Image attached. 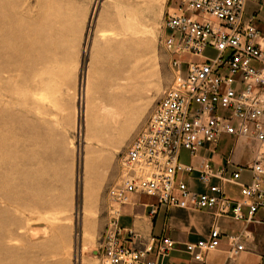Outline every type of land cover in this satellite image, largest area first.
Instances as JSON below:
<instances>
[{
  "label": "rangeland",
  "instance_id": "1",
  "mask_svg": "<svg viewBox=\"0 0 264 264\" xmlns=\"http://www.w3.org/2000/svg\"><path fill=\"white\" fill-rule=\"evenodd\" d=\"M179 1L0 0V264H99L106 192L173 82Z\"/></svg>",
  "mask_w": 264,
  "mask_h": 264
},
{
  "label": "built area",
  "instance_id": "2",
  "mask_svg": "<svg viewBox=\"0 0 264 264\" xmlns=\"http://www.w3.org/2000/svg\"><path fill=\"white\" fill-rule=\"evenodd\" d=\"M250 3L264 7V0H180L167 12L161 47L173 82L126 147L119 179L106 192L99 264H162L175 249L173 239L152 236L136 247V232L120 226L122 206L134 194L156 200L153 215L166 207L213 216L207 236L185 244L192 264H206L224 240L235 256L251 250L254 236L247 228L224 237L219 221L259 222L256 215L264 214V153L230 174V159L218 168L206 158L197 164L181 160L182 151L199 158L200 149L214 147L225 135L264 143V49L257 14H247ZM207 49L216 56H205ZM246 170L251 178L243 183ZM194 173L204 190L193 189L186 180ZM230 184L239 187V200L228 196Z\"/></svg>",
  "mask_w": 264,
  "mask_h": 264
},
{
  "label": "crops",
  "instance_id": "3",
  "mask_svg": "<svg viewBox=\"0 0 264 264\" xmlns=\"http://www.w3.org/2000/svg\"><path fill=\"white\" fill-rule=\"evenodd\" d=\"M250 4L254 7L251 13L257 14V23L262 35L260 44L264 49V7L256 3ZM258 153H264V143L246 138L236 140L233 136L225 135L214 147L205 145L200 149L199 158L192 159L187 151H182L181 160L184 163L197 164L200 158H206L214 168H218L224 166L230 159L231 165L228 169V174H230L238 165L251 163ZM250 178L251 174L246 170L242 173L240 181L248 183ZM186 180L193 189L201 187L204 190V186L197 181L196 173L186 177ZM229 186L239 194L238 186L231 184ZM228 196L232 200L240 198ZM155 203V199L146 195H131L129 202L122 206L120 226L136 232L139 237L136 247H141V243L151 236L173 239L176 243L175 249L163 260L162 264H192L190 255L185 251V244L205 238L213 225V216L207 212L167 209L166 207H159L153 215L151 206ZM244 211L247 212L246 209ZM255 218L259 222L251 224L236 222L230 218L221 219L219 226L224 237L236 235L247 228L254 236V241L248 244L251 250L235 256L224 240L219 249L209 253L206 264H264V214L258 213Z\"/></svg>",
  "mask_w": 264,
  "mask_h": 264
}]
</instances>
